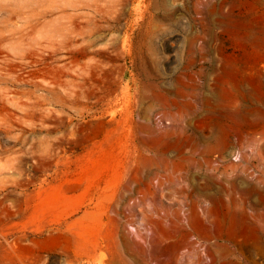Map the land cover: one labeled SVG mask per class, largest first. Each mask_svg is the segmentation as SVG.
<instances>
[{
  "label": "rangeland",
  "instance_id": "rangeland-1",
  "mask_svg": "<svg viewBox=\"0 0 264 264\" xmlns=\"http://www.w3.org/2000/svg\"><path fill=\"white\" fill-rule=\"evenodd\" d=\"M48 8L0 52V264H264V0Z\"/></svg>",
  "mask_w": 264,
  "mask_h": 264
},
{
  "label": "bare ground",
  "instance_id": "bare-ground-1",
  "mask_svg": "<svg viewBox=\"0 0 264 264\" xmlns=\"http://www.w3.org/2000/svg\"><path fill=\"white\" fill-rule=\"evenodd\" d=\"M61 15L48 8V0H0V52L27 43L55 46L59 37L62 42L69 40L70 33L65 28L49 30L46 25L53 21L47 20L49 17L57 19Z\"/></svg>",
  "mask_w": 264,
  "mask_h": 264
}]
</instances>
